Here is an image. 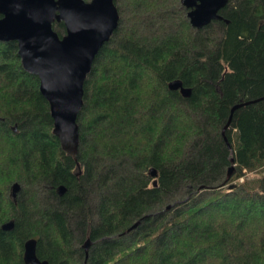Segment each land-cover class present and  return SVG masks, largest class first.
I'll use <instances>...</instances> for the list:
<instances>
[{"label":"trees","instance_id":"1","mask_svg":"<svg viewBox=\"0 0 264 264\" xmlns=\"http://www.w3.org/2000/svg\"><path fill=\"white\" fill-rule=\"evenodd\" d=\"M124 2L83 84L76 160L0 42V264H24L29 238L50 264H264V0L200 29L180 0Z\"/></svg>","mask_w":264,"mask_h":264},{"label":"water","instance_id":"2","mask_svg":"<svg viewBox=\"0 0 264 264\" xmlns=\"http://www.w3.org/2000/svg\"><path fill=\"white\" fill-rule=\"evenodd\" d=\"M228 0H180L187 9L192 27L200 29L212 20H220L219 11ZM119 14L114 0H0V41H16L18 56L23 69L39 79V90L49 105L52 118V134L58 139L65 154L76 160L79 145L77 116L83 105V84L91 71L95 55L109 41L118 26ZM54 22H62L65 33L59 36L53 30ZM171 90H179L183 96L190 94L178 79L168 83ZM235 104L232 112L241 106ZM228 168L226 181L234 171V159ZM155 176L154 168L150 169ZM59 194L65 186H59ZM19 183L12 184L15 197ZM139 221L129 229L137 226ZM13 220L2 225L11 229ZM91 240L82 247L88 252ZM24 264H50L36 255V239L29 238L23 245Z\"/></svg>","mask_w":264,"mask_h":264},{"label":"rangeland","instance_id":"3","mask_svg":"<svg viewBox=\"0 0 264 264\" xmlns=\"http://www.w3.org/2000/svg\"><path fill=\"white\" fill-rule=\"evenodd\" d=\"M85 1H88V0H85ZM122 1H123V4H122V5H121V4H117V7H120V6H121V7L125 8V10H128L129 6H127V4H125L124 0H122ZM121 7H120V8H121ZM182 7H183V6H182ZM120 8H119V9H120ZM117 10H118V9H117ZM118 12H119V11H118ZM118 14H119V17H120V18H121V16L124 17V15H125V14L122 15L120 12H119ZM126 19L128 20V16H127V17H124V20H126ZM52 26H53V25H52ZM53 30H54V28H53ZM54 31H56V30H54ZM56 32H57V31H56ZM64 33H65V32H64ZM64 33H61V34H64ZM110 38H111V37H110ZM241 179H242V178H240V181H241Z\"/></svg>","mask_w":264,"mask_h":264},{"label":"flooded vegetation","instance_id":"4","mask_svg":"<svg viewBox=\"0 0 264 264\" xmlns=\"http://www.w3.org/2000/svg\"><path fill=\"white\" fill-rule=\"evenodd\" d=\"M1 42V41H0Z\"/></svg>","mask_w":264,"mask_h":264}]
</instances>
